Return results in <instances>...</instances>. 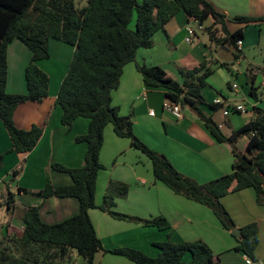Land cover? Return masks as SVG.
<instances>
[{
	"label": "trees",
	"instance_id": "trees-1",
	"mask_svg": "<svg viewBox=\"0 0 264 264\" xmlns=\"http://www.w3.org/2000/svg\"><path fill=\"white\" fill-rule=\"evenodd\" d=\"M79 1L0 0V120L8 132L12 149L18 153L29 152L43 134V127L38 125L29 129L18 128L13 115L20 103L41 102L48 95L49 75L38 66L37 61L49 58L50 39L75 47L56 98V104L63 110L61 121L71 126L78 117L90 120L88 131L75 138L77 142L88 144L85 165L68 168L59 163L52 164L55 170L69 173L73 184L53 187L47 177L44 188L38 192L43 200L52 196L77 198L80 202L78 213L48 224L42 220L39 206L23 208V234H0V264H71L75 253L83 257L84 264H94L97 252L120 255L139 264H223L203 240L156 242L160 249L156 256L133 247L106 249L91 221L89 210L98 207L118 219L155 226L160 230L171 228L170 222L162 215L144 219L115 211L118 184L109 185L104 202L96 205L97 175L104 167L100 151L108 124L113 125L118 136L129 138L132 147L149 157L156 180L175 193L209 207L225 229L232 231L236 227L221 201L227 194L251 187L255 190L257 203L264 205V109L255 106L253 117L227 136L199 107V101L204 100L203 88L208 84L209 77L227 64H209L203 60L191 69L181 68L182 83L169 76L161 66L137 64L146 86L166 88L167 98L194 111L217 142L232 145L234 160L231 172L208 183L200 184L182 174L164 154L148 147L134 134L131 116H123L119 107L112 105V93L119 87L125 66L135 60L139 48L152 47L155 34L164 30L166 22L177 12L183 11L199 23L213 18V24L206 28L210 40L220 49L221 45L234 48L236 58L241 56L237 41L244 38V31L241 27L230 32L227 21L264 24V15L227 16L217 11L208 0H85L82 5ZM14 39H20L32 52L25 70V94L6 90L7 47ZM250 82L247 88L249 95L260 99L258 89L252 80ZM210 106L217 109L223 103H211ZM243 136L248 137V143L241 151L236 144ZM2 158L0 153V167ZM18 174L14 172L12 179ZM7 189L6 205L11 208L12 193L8 184ZM127 190V185L120 187V195L123 196ZM3 205L0 202V208ZM232 235L236 239L233 249L256 260L255 250L260 240L258 223L241 226L238 233L232 231ZM186 253L190 254L189 261L183 260Z\"/></svg>",
	"mask_w": 264,
	"mask_h": 264
},
{
	"label": "crops",
	"instance_id": "crops-1",
	"mask_svg": "<svg viewBox=\"0 0 264 264\" xmlns=\"http://www.w3.org/2000/svg\"><path fill=\"white\" fill-rule=\"evenodd\" d=\"M215 9L227 16L264 15V0H208ZM81 5L85 0H80ZM185 12H177L153 38L150 48L137 50L135 60L128 63L120 79L119 87L112 93V105L118 106L123 116H131L134 134L151 149L164 154L173 166L182 174L198 183L209 182L231 172L233 147L227 142H217L199 117L188 107H183L182 117L178 118L164 105L167 89L149 87L143 82L137 64L161 66L169 76L182 83L181 68L191 69L203 60L209 64L218 61L227 64L234 78L239 73L231 64V49L218 52L216 44L208 33L187 40L188 29L192 22ZM213 18L204 23L212 25ZM243 24L227 21L230 32L243 29L244 38L239 47V59L250 60L252 69L250 81L255 82V68L264 67V25H255L251 29ZM259 29L257 30V28ZM250 29V30H249ZM257 31V37L250 33ZM221 35V32H220ZM223 36V35H222ZM75 47L58 39L49 40V58L37 61L38 66L49 75L48 95L41 101L20 103L14 111L15 125L20 129H29L33 125L43 127V134L36 146L29 152L18 153L12 149V142L2 120H0V153L3 155L0 167V202L7 217L0 223V234L21 236L24 223L22 209L27 206H39L40 216L45 223L54 224L78 213L80 202L75 197L52 196L42 199L38 192L44 188L47 177L53 187L73 184L71 175L55 170L53 163L68 168L85 165L86 142H77L76 136L85 134L89 127V118L78 117L71 126L62 123V107L56 104L60 85L65 78L73 57ZM219 53H222L220 55ZM32 58L30 48L20 39H14L7 47V84L9 93H27L25 70ZM241 61L239 60V63ZM213 66V65H212ZM264 69V68H263ZM219 70V71H220ZM216 71L209 77L203 88L204 100L199 107L206 116L212 117L223 133L232 132L253 117V108L259 106V100L249 95L247 89L232 87L227 83V91L219 90L209 83ZM236 77V76H235ZM264 84V80L263 83ZM239 85V84H238ZM249 86V85H248ZM255 86V85H254ZM264 86V85H263ZM216 99L223 101L217 109L210 106ZM245 105L244 111H233L231 106ZM228 110L225 114L224 111ZM153 112V114H150ZM243 123H240L239 118ZM244 143L241 144L242 139ZM248 137L239 139L236 146L244 151ZM242 146V147H241ZM244 149H241L243 148ZM103 168L99 170L96 182L95 203L101 205L109 185L116 186L115 206L117 212L144 219L159 215L165 216L171 224L169 230H160L135 221L118 219L100 208H91L89 216L97 234L106 249L133 247L156 256L160 249L156 242L167 240L173 243L203 240L220 258L223 264H245L246 255L235 251L236 239L231 230L223 227L213 211L199 202L175 193L164 183L155 179L149 157L131 146L127 137L118 136L112 124L104 129V140L100 151ZM14 172L19 174L12 179ZM12 193L11 208L6 200ZM128 186L127 192L120 195V187ZM231 214L236 227L251 222L259 226L260 240L255 250L256 260L264 264V205L256 201L255 190L251 187L231 192L221 199ZM184 258L189 260L190 254ZM71 264H84L83 257L75 253ZM94 264H139L126 257L109 252H97Z\"/></svg>",
	"mask_w": 264,
	"mask_h": 264
},
{
	"label": "rangeland",
	"instance_id": "rangeland-1",
	"mask_svg": "<svg viewBox=\"0 0 264 264\" xmlns=\"http://www.w3.org/2000/svg\"><path fill=\"white\" fill-rule=\"evenodd\" d=\"M138 1L142 2L143 0H138ZM232 23H234V22H232ZM236 24H238V23H236ZM253 24L259 25V26L264 25V24H259V23H249V24L247 23V24H243L242 26H246L245 28L250 27V29H251L253 26H255ZM189 28H191L194 31V35H192V36H195V37L202 36L204 33H208V31L206 30V28H207L206 23H199L197 21L196 22L193 21L190 24ZM258 29H259V27L257 28V30ZM250 35H251V37L252 36L257 37L258 34H257V31H255V29H254V32L250 33ZM230 49L232 52L230 54L231 61H232L231 64L234 65V67L237 70V72L239 73V75L235 74L234 78H233L231 75L228 74V71L226 68H224V70H220L223 67V66H221L216 70L215 75L213 76L212 79L209 80V83L212 86H214V88H216L218 90L222 87V88H224L225 91H227V89H228L227 83L230 81L239 84V86L242 87L243 89H247L248 85H251L249 74L251 73L252 69L250 68V64H249L250 60L246 59V58H242V59L236 58L234 55L235 49L232 47H230ZM215 50H217L218 52L221 51V49L217 46H216ZM219 54L222 55V53H219ZM239 60L241 61L240 63H239ZM261 61L264 64V58L261 59ZM216 62H218V61H216ZM254 68H255V71H257V76L255 78L254 85L258 89V95L260 97L259 105L261 108L264 109V86L262 84L263 80H264V69H263L264 67H260V68L254 67ZM239 120H240V123H243L241 118H239ZM244 140L245 139L243 138L241 141V144L244 143ZM241 149H244V147ZM233 159H234V157H233ZM206 183H208V182H206ZM6 217H7V213H6L5 208L0 209V223H2L6 219ZM183 260L189 261L190 258H189V260H186L185 258H183ZM67 264H69V263H67Z\"/></svg>",
	"mask_w": 264,
	"mask_h": 264
},
{
	"label": "built area",
	"instance_id": "built-area-1",
	"mask_svg": "<svg viewBox=\"0 0 264 264\" xmlns=\"http://www.w3.org/2000/svg\"><path fill=\"white\" fill-rule=\"evenodd\" d=\"M194 31L189 28L188 29V36H187V40L191 41L194 36ZM237 44L238 46H240L242 44V40H238L237 41ZM264 85V84H263ZM233 88L235 89H238L239 88V85L237 83H234L232 85ZM214 103H217V104H221L223 103V101L221 99H216ZM164 109L170 111L172 114H174L176 117L178 118H181L182 117V110H183V107L182 105L179 103V102H167L165 105H164ZM231 110L233 111H244L245 110V105H238V106H231L230 108ZM225 114L228 113V110L224 111ZM150 114H153V112H150ZM245 264H261L259 261L257 260H253L251 257H248L246 256L245 257Z\"/></svg>",
	"mask_w": 264,
	"mask_h": 264
},
{
	"label": "water",
	"instance_id": "water-1",
	"mask_svg": "<svg viewBox=\"0 0 264 264\" xmlns=\"http://www.w3.org/2000/svg\"><path fill=\"white\" fill-rule=\"evenodd\" d=\"M221 49H223V50H228V48H227L226 46H224V45H221ZM233 232H234L235 234H237V233H238V228L235 227V228L233 229Z\"/></svg>",
	"mask_w": 264,
	"mask_h": 264
}]
</instances>
